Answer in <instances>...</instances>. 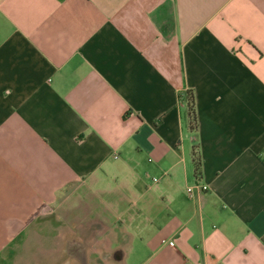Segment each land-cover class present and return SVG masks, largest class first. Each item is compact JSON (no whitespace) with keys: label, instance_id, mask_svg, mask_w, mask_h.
<instances>
[{"label":"crops","instance_id":"0c3cea01","mask_svg":"<svg viewBox=\"0 0 264 264\" xmlns=\"http://www.w3.org/2000/svg\"><path fill=\"white\" fill-rule=\"evenodd\" d=\"M26 228L72 264H264V0H0V240Z\"/></svg>","mask_w":264,"mask_h":264},{"label":"rangeland","instance_id":"374dc122","mask_svg":"<svg viewBox=\"0 0 264 264\" xmlns=\"http://www.w3.org/2000/svg\"><path fill=\"white\" fill-rule=\"evenodd\" d=\"M71 199H74V197ZM62 205V203H59L52 214L48 213L47 215L61 218L64 211ZM58 221L61 222V220ZM32 231V229L26 228L21 230L19 236L15 239L0 240V264H72L64 261L67 253L60 250L59 241H61L62 236L56 237V241L53 242L51 240L54 231H43L42 233L47 234V236H41L35 232L32 233ZM30 233L29 237L31 239L27 242L23 241ZM89 247H87V250H90ZM111 256L107 253L104 260L98 258V260H92L90 264H112L113 261L109 259Z\"/></svg>","mask_w":264,"mask_h":264},{"label":"trees","instance_id":"16d2710c","mask_svg":"<svg viewBox=\"0 0 264 264\" xmlns=\"http://www.w3.org/2000/svg\"><path fill=\"white\" fill-rule=\"evenodd\" d=\"M189 109H190V114H191V120L193 121L194 124H196L194 95H192L191 92L189 94ZM200 165H201V161H200V159H198L196 162V171H199Z\"/></svg>","mask_w":264,"mask_h":264},{"label":"built area","instance_id":"2783aa9c","mask_svg":"<svg viewBox=\"0 0 264 264\" xmlns=\"http://www.w3.org/2000/svg\"><path fill=\"white\" fill-rule=\"evenodd\" d=\"M155 180H157V179H155ZM188 190H189V192H190L191 194L193 193V187H192V186L188 187Z\"/></svg>","mask_w":264,"mask_h":264}]
</instances>
